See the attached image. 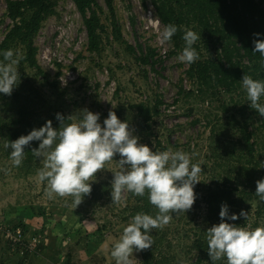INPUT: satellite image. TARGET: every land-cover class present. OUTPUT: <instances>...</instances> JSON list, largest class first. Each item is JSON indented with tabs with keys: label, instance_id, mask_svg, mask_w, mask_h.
<instances>
[{
	"label": "rangeland",
	"instance_id": "obj_1",
	"mask_svg": "<svg viewBox=\"0 0 264 264\" xmlns=\"http://www.w3.org/2000/svg\"><path fill=\"white\" fill-rule=\"evenodd\" d=\"M96 1L106 27L101 54L88 51L84 20L73 0H55L56 13L44 21L35 39L38 63L49 81L35 69L18 63L20 80L12 91L17 96L0 93V127L19 118L22 108L29 111L33 121V127L21 128L15 137L9 129H0V223L13 228L21 223L30 235L40 234L33 237H38L37 245L42 243V251L26 264H68L69 255L70 264H116L110 255L112 247L133 218L131 213L124 212L129 192L120 203H113L111 198L119 155L93 178L92 191L97 186L101 198L93 197L98 194L87 195L75 209L71 197L61 198L53 193L49 198L47 183L39 180L37 173L42 163L31 153L39 147V141L25 148L19 167L13 165L11 149L4 146L39 129L48 120L58 129L57 113L68 118L88 109L99 113V122L103 124L108 112L115 111L122 122L130 124L140 143L153 151L182 150L190 154L192 163L202 165L201 183L194 188L197 199L193 208L186 213H173L168 225L155 230L157 245L151 248L153 256L147 264H212L210 258L197 262L199 252L194 242L207 239L204 232L221 221L212 220L197 191L206 194L209 187L256 189V181L264 179V132L258 130L262 119L251 109L243 87L234 94H223L220 102L198 93L197 82L187 74L189 64L177 59L182 52L172 41L162 45L158 40L164 25L155 14L153 0H114L124 40L137 56L140 47L156 49V57L148 65L138 62L115 42L110 10L105 0ZM256 1L264 8V0ZM7 7V0H0V43L13 27ZM13 51L14 58L20 59L23 50ZM0 62H5L1 53ZM53 81L60 82V90L51 86ZM158 100L162 102L160 116L153 121L148 135L133 106H154ZM224 102L229 108L227 114ZM243 123L249 124V133L254 135L249 145L240 144L245 141ZM252 145L254 151L250 154L245 147ZM242 210L248 213L247 219L240 217V223H229L250 229L264 227V201H252L239 213ZM1 247L0 264H19V257H11L13 252L5 245ZM133 257V264L144 263L141 252L134 251ZM223 263L227 264L226 258L216 261Z\"/></svg>",
	"mask_w": 264,
	"mask_h": 264
},
{
	"label": "clouds",
	"instance_id": "obj_2",
	"mask_svg": "<svg viewBox=\"0 0 264 264\" xmlns=\"http://www.w3.org/2000/svg\"><path fill=\"white\" fill-rule=\"evenodd\" d=\"M156 24L159 25V21ZM177 31L175 24L165 25L159 31V42L169 43ZM253 35V52L264 57V39L259 38V33ZM182 39L185 47L177 59L191 65L200 58L193 45L201 36L185 29ZM3 59L6 63L0 62V93L11 96L20 80L16 67L19 58H14V51L9 49L3 53ZM241 83L251 109L264 117V102H261L264 80L245 74ZM56 119L60 122L58 129L48 120L39 129L4 145L11 149L13 165L19 167L25 158V148L39 141V147L31 151L42 163L37 173L39 180L47 183L49 198L53 193L61 198L71 197L76 209L84 197L91 194L96 174L119 155L116 162L119 171L113 173L111 182L112 202H122L128 192L143 197L147 190L150 204L158 209L155 216L137 213L112 247L110 255L116 264H133L134 251L152 248L154 240L150 233L153 229L168 225L173 213H186L193 208L197 199L194 188L201 183L202 165L192 163L190 154L182 150L153 151L140 143L130 124L122 122L115 111L108 112L103 124L99 122L100 114L88 109L67 119L57 113ZM255 195L264 201V179L256 181ZM247 215L243 210L239 215H229L228 206H221V222L206 232L212 264L222 258H226L227 264H264V227L250 229L225 222L240 217L247 219Z\"/></svg>",
	"mask_w": 264,
	"mask_h": 264
},
{
	"label": "trees",
	"instance_id": "obj_3",
	"mask_svg": "<svg viewBox=\"0 0 264 264\" xmlns=\"http://www.w3.org/2000/svg\"><path fill=\"white\" fill-rule=\"evenodd\" d=\"M73 2L84 20L88 35V51L91 54H101L106 27L100 17V6L96 0H73ZM105 2L111 13L112 34L115 42L124 46L128 54L134 56L138 62L148 65L152 59H155L156 49L149 47L144 50L140 47V55L137 56L135 49L124 40L116 17L114 0H105ZM7 5V14L13 21V27L0 43V53L3 55L9 49H22L23 54L19 59L21 67L27 65L29 68L35 69L40 76H45V79L49 81V76L45 74L38 63V48L35 45V39L40 33L44 21L56 13L55 0H7ZM153 6L155 14L164 26L171 23L178 27L177 33L171 40L177 50L182 52L185 47V42L182 39L185 29L200 34L201 39L193 45L200 58L189 65L187 74L191 80L197 82L198 93L204 98L209 97L220 102L223 99V94L238 92L243 87L241 82L245 74L250 75L253 79L264 80V57L253 52V34L259 33L261 34L259 38L264 39V8L256 0H153ZM51 86L56 90L61 87L59 81H53ZM61 94L63 95V93ZM5 96L3 97L5 98ZM11 96H17V93L14 92ZM232 101L235 99L232 98ZM261 102H264V98ZM225 104L226 102L222 106L227 114L229 108ZM161 106L160 100L156 101L154 106L145 104L133 106L138 117L146 126L148 135H151L153 121L160 116L159 109ZM19 113V118L3 123L0 129H9L15 137L18 136L17 132L21 128L24 130L33 127L32 115L29 111L22 108ZM60 114L63 115L62 112ZM63 116L67 119L65 115ZM231 118L235 119L233 115ZM261 119L258 130L264 132V117ZM67 122L70 123L71 121ZM241 130L245 135V141L241 140L240 144L249 145L254 136L253 133H249V124L243 123ZM158 146L160 147L161 143H158ZM245 149L252 154L254 145L247 146ZM95 188L91 194H98L93 196L95 199L101 198L100 191ZM255 191L256 189L242 191L239 188L213 190L209 187L206 194L197 192L208 206L209 216L212 220L221 221L219 212L223 204L228 206L229 215H239V210L243 206L248 208L252 201L260 200L255 195ZM124 212L131 213L132 217L141 212L155 216L158 209L150 204L146 190L143 197L129 192ZM42 216L47 218L45 213H42ZM230 221L226 220L225 222L229 223ZM235 222L240 223L238 219ZM14 226L15 228L21 227L26 235H30L25 225L20 223L18 226ZM155 230L157 231L154 229L150 233L154 240L152 247L157 245L156 237H154ZM39 235L36 233L30 236ZM42 246L38 247V253L42 251ZM2 248L0 247V251ZM194 248L199 252L198 263H202L205 258H210L206 238L197 239L194 242ZM151 250L149 248L140 251L144 258L143 264H147L149 258L153 256ZM13 255L11 257H19L17 254L13 253ZM8 257L7 259H9ZM19 258V264H26L32 257L26 255L24 258ZM70 260L71 255L68 256V264H70Z\"/></svg>",
	"mask_w": 264,
	"mask_h": 264
},
{
	"label": "built area",
	"instance_id": "obj_4",
	"mask_svg": "<svg viewBox=\"0 0 264 264\" xmlns=\"http://www.w3.org/2000/svg\"><path fill=\"white\" fill-rule=\"evenodd\" d=\"M28 236L21 227L13 228L9 224L0 223V247L7 246L8 250L24 258L26 255L35 257L42 243L36 242L38 237Z\"/></svg>",
	"mask_w": 264,
	"mask_h": 264
}]
</instances>
